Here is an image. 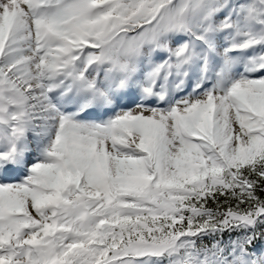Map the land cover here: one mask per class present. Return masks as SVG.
Masks as SVG:
<instances>
[{"label":"snow or ice","instance_id":"6c2138e0","mask_svg":"<svg viewBox=\"0 0 264 264\" xmlns=\"http://www.w3.org/2000/svg\"><path fill=\"white\" fill-rule=\"evenodd\" d=\"M0 264H264V0H0Z\"/></svg>","mask_w":264,"mask_h":264}]
</instances>
